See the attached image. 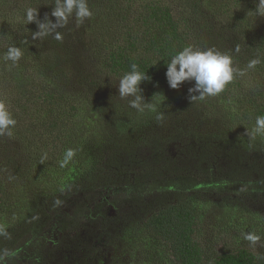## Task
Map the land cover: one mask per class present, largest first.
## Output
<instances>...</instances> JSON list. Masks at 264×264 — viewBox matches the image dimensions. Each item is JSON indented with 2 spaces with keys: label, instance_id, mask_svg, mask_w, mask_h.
<instances>
[{
  "label": "trees",
  "instance_id": "obj_1",
  "mask_svg": "<svg viewBox=\"0 0 264 264\" xmlns=\"http://www.w3.org/2000/svg\"><path fill=\"white\" fill-rule=\"evenodd\" d=\"M87 38L97 42L89 47ZM37 63L49 79L37 93L42 115L30 114L3 80ZM204 76L214 83L208 89ZM116 79L140 107L148 94H162L174 106L199 101L197 112L216 119L228 103L239 129L229 139L171 130L170 153L160 134L132 142V118L123 114L97 152L87 139L92 126L74 116H106L102 94ZM68 95L76 105L59 119L54 104L68 106ZM111 187L127 195L91 207ZM77 197L49 246L53 216ZM213 212L227 229L219 235L231 240L216 249L203 236ZM112 218L143 264H264V0H231L224 9L214 0H0V264H53L61 251L74 254L83 229H107ZM242 218L254 242L230 235V221ZM92 251L80 264H90Z\"/></svg>",
  "mask_w": 264,
  "mask_h": 264
},
{
  "label": "rangeland",
  "instance_id": "obj_2",
  "mask_svg": "<svg viewBox=\"0 0 264 264\" xmlns=\"http://www.w3.org/2000/svg\"><path fill=\"white\" fill-rule=\"evenodd\" d=\"M214 1L220 3V7L222 6L223 9L226 8L227 4H230L231 2V0ZM84 42L85 44L89 43V47H92L97 41H94L93 38H87V41L84 39ZM232 51V48H230L229 54H231ZM190 60L191 61H189L188 63L187 70L189 73V78H194L192 76L194 73L193 67L195 65V63L193 62V55H191ZM48 62L50 63V61ZM41 66L45 67L46 65L45 63H37L35 64V66H33L34 68L21 66V69L14 70L12 79L8 77L3 78V80L7 79L11 83V88L9 89L11 90V95L13 94L12 96L20 97L21 100H23L24 102H28L31 105L29 107L30 114H43V107H41L42 102L40 101L41 97L43 96L38 97L37 93H39L40 95L44 94L45 88H47V84L49 85V79L46 76L44 77V75H39L38 71L42 70ZM7 73L8 71L4 72L3 76H7ZM199 81L207 89L210 88L213 83L211 80L207 79L206 76L201 77ZM124 84L125 83L123 82H119L118 79L114 81H109L108 89L102 94L106 98L105 101L109 102V106L107 109L111 108L107 112L106 116H102L101 112L96 111L91 116H89L90 119L93 118V120H90L86 115L87 111L84 110L76 111L77 117L74 116V119L77 121H80L82 118V122L87 127L90 128L92 126V130L90 131V134H88L87 139L90 140L94 138V140H96L95 144L97 145V147L94 148L97 149V152L105 149V145L112 137V130L110 129V127L112 126L113 122L111 123V121H113L114 118L122 116L123 114L128 121H130V118H132V142L138 140L140 141L141 139L147 138L150 139L152 134L155 133L160 134L162 139L166 138V140H170L167 138L168 132L174 129H179V131L182 129L184 136L188 132L192 131L196 134H211L214 137H218L220 139H229L230 136L236 133L239 129V126L236 123L238 119L236 116H234L235 111L233 110V108H230L228 103L227 106H224L222 104L223 102L221 103V113H219L220 115L216 116V119H213L210 115H208V111L201 110L200 113L197 112L200 107L198 104L199 101L194 102V107L189 106L192 105V102H189V105L178 103L176 104V106H174L173 100L167 97H163L162 94H159V97L156 96L157 94H148L146 97H144L145 100L143 101L140 107V104L138 102L139 97H134L133 94L132 96H129L127 91H125L126 86ZM69 96L70 95H68V97L65 96V98L67 99L68 106H66V104L60 101H57L54 104L56 105V114L57 117L59 116V119H66V115H68V113L70 112V106L76 105V101H74L72 105L69 104ZM97 96L98 98L100 97V99L103 98V96H100V92L99 95L97 94ZM164 98L167 99L169 103L167 102V100L164 101ZM131 100L132 102L133 100L135 101V107H131ZM213 103H215V101ZM83 107L86 108L87 104H83ZM37 108L40 112H34L35 110H37ZM108 123L110 125H108ZM58 124L60 125V122ZM168 145L170 146L169 152L174 153V141H168ZM38 146L42 147V143L40 142ZM39 148L40 147H38V149ZM1 173L7 175V171L5 169H3ZM127 192V190L118 191L114 187L100 189L94 195V198L91 201L90 205L92 207L94 202H98L106 203L108 206H110L109 204L112 201H115L121 197H125L127 195ZM79 200L80 197H77L74 200L70 199L71 202L61 209L60 215H57L56 213L53 216L51 227L48 228L46 232L44 231L46 243L49 244V246L57 243V240H59V235L57 234L56 229L57 219L61 217V215L68 216V213H70L69 211L71 209L73 210L74 205L78 203ZM256 212L258 213V215H262L261 211L256 210ZM210 213L211 210L206 212V216L210 215ZM211 216V219L207 218L205 220L206 222L204 221L205 226L203 229V236L207 238L211 243V246L215 248V246L218 245V243L216 242L222 241L223 239L221 238L222 234L219 235V232L227 229L225 227L219 228V225L223 222H221V217H219L218 214H215V212H213ZM246 219L248 218L246 217ZM235 220L237 221V219ZM243 220L244 219L242 218L238 222L230 221V224L228 225L231 227L230 229L235 232L231 233L230 235L234 236L235 234L236 237L244 235L246 237L251 238V240L254 242L257 237L254 234L253 230H250L249 233L245 232V225L241 224ZM118 226L120 227L119 223H117V220H113L112 218L108 221L107 229L105 226L100 225H91L86 227L81 231L80 235L76 236V239L73 240L74 254L69 253L68 251L62 253L61 251L58 256L60 259L53 262V264H80V261L86 255L85 250L89 248H93V254L91 255L92 261L90 262V264H143L140 260H137L136 257L132 254L131 250L129 249L130 243L124 239H121L123 235L119 234ZM242 229H244V231H242ZM223 241L230 243V236H228V238L225 237ZM63 256L69 258L67 262L61 259Z\"/></svg>",
  "mask_w": 264,
  "mask_h": 264
}]
</instances>
